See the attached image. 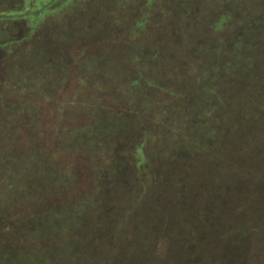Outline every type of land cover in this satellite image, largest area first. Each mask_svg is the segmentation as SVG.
Instances as JSON below:
<instances>
[{"label":"trees","instance_id":"trees-1","mask_svg":"<svg viewBox=\"0 0 264 264\" xmlns=\"http://www.w3.org/2000/svg\"><path fill=\"white\" fill-rule=\"evenodd\" d=\"M21 1L0 0V25L14 16L34 14L43 22L51 18L54 25L63 27L77 0H58V4L55 0ZM28 3L38 5L32 9ZM118 3L106 0L104 7L107 11ZM263 4V0H234L231 7L236 15L228 16L232 21L221 15L214 23H226L236 53H227L228 45L221 42L219 55L204 54L201 69L188 73L189 57L184 56L181 68L176 61L158 57L153 47L143 50V42H129L123 58L128 69L120 72L121 67L110 66L104 70L108 72L103 89L106 96L90 92L87 99L78 95L64 101L80 115L75 112L65 122L59 120L51 145L41 153L31 151L43 161L40 168L45 176L40 189L56 195L69 188L75 191L72 186L84 170L86 186L53 209L26 218L12 216V225L22 223L23 239L34 243L21 249L13 242L8 248L0 239V264H244V245L249 241L250 246L260 245L259 264H264V210L255 216L249 214L250 209L240 216L235 211L244 205L240 202L247 193L250 200L254 191L264 194V146H252L260 138L264 141V80L252 67L256 57L264 56ZM110 17L107 11L108 24ZM234 23L237 25L231 27ZM8 24L10 27V23L4 27ZM10 29L8 38L14 40ZM62 30L64 33L65 27ZM105 57L86 58L89 72L101 61L113 63ZM179 67L181 76L173 80ZM185 74H194L185 90L173 94L161 83L173 84ZM238 82L244 85L234 97L228 96ZM251 82L256 85L250 86ZM136 84L163 92L169 102L162 108L149 92L133 98L131 87ZM28 87L36 95L44 90L38 84L35 89L31 84ZM176 99L183 102L177 106ZM19 124H14V135L21 130ZM179 149L184 151V167L180 166L183 156L179 157ZM66 154L71 155L70 162L61 161ZM81 156L87 163L79 161ZM173 168L180 182L167 175ZM191 168L198 175L195 184L189 181ZM28 170L18 169L16 176H28ZM141 206H151L150 215ZM162 231L169 245L160 260L153 242Z\"/></svg>","mask_w":264,"mask_h":264},{"label":"rangeland","instance_id":"rangeland-1","mask_svg":"<svg viewBox=\"0 0 264 264\" xmlns=\"http://www.w3.org/2000/svg\"><path fill=\"white\" fill-rule=\"evenodd\" d=\"M24 1L22 0L21 4H24ZM56 1L58 4V0L54 2ZM77 1L73 4L74 8L70 6L73 14L63 25L66 29L64 33L63 27L54 25L51 18H45L47 20L43 22L42 17H35L34 14L14 16L9 22L0 25V31H3L0 32V125L6 126L3 129L0 128V239L8 245V248L13 246V242L19 244L21 249H27L33 245L32 240L23 239L20 232L22 223L12 225L14 216L26 218L34 213L39 214L43 210L53 209L59 205L60 201L67 202L70 197L76 196L75 192L84 190L88 177L85 170L80 172L79 181L72 186L75 191L69 188L67 193L56 195L51 190L40 189L45 176L40 168L43 161L40 162L38 160L40 155L35 154L36 157H34L31 151L40 150L39 153H41L48 144L51 145L57 135L59 120L63 119L65 122V119L74 116L75 112L80 115L72 108L73 106L65 104L64 101L67 99L70 101L78 95L82 100L87 99L90 92H96L99 96L104 93L103 96H106L107 91L103 89L107 84L108 72L105 73L104 70L109 69L106 67L110 66H113L112 69L121 67L119 71L125 70L123 58L129 42H143L145 44L143 50L153 47L158 57L160 56L164 61L168 58L173 62L176 61L181 68L184 66L181 65L184 63V56L189 57L187 68L190 71L188 73L201 69L202 63L206 60L203 57L204 54L219 55L221 42L228 45L227 53H236L232 46L234 43H231L233 37L225 29L226 23L214 24L221 19V15L227 18L232 17L231 14L236 15V10L231 7L234 0H188L189 2L187 0H150V4L147 0H118L117 5L107 10L111 15L109 22L112 25L105 21L106 0H81L75 4ZM37 5L28 3L32 9H35ZM195 5L197 10H192ZM6 12L14 15L9 9ZM54 13L52 12L48 17L53 16ZM228 19L231 22L233 18ZM197 20L200 23L193 25ZM41 21L43 24L41 23L37 28ZM7 23L11 24L10 27L9 24L4 27ZM230 25L234 27L237 23ZM9 28H11L9 34L15 38L14 40L8 38ZM92 55L99 57L106 55L105 58H112L113 63L109 65L100 60L101 64H96L97 67L93 69V73H90V66L86 64L85 59ZM212 59L217 61L218 56ZM140 64L139 66L144 67V63ZM252 67L260 75L259 78L264 80V71L260 70L264 67V56L256 57ZM180 69L176 72L178 74L173 75V80L176 76H181L182 69ZM46 74L52 76L47 77ZM193 75L185 74V77L173 84L165 80L161 83L167 91L179 92L186 89ZM30 84L32 88L38 84L44 90L36 95V91L29 90ZM242 85L244 84L235 83L233 88L228 90L227 95L234 97ZM254 85H256L255 82L250 83V86ZM148 92L162 108L169 102L161 91L144 89L142 84L131 87L133 98L145 97ZM174 101L177 106L183 102L181 99ZM157 111L159 112L158 109ZM18 122H20L21 130L18 135L17 133L14 135V131L17 130L14 124ZM10 127L11 131L8 130ZM9 136L11 138H8ZM252 146L260 148L264 146V141L260 138ZM178 151H180L179 157L181 154L183 156L180 166L184 167V151L183 149ZM71 159V155L66 154L62 156L61 161L70 162ZM83 159L81 156L79 161L87 163V160ZM18 169H29L28 176H16ZM188 172L191 176L190 184L197 183L196 170L191 168ZM175 173L174 168L167 173L172 181L179 180ZM250 173L252 174V171ZM50 179L52 178L49 176L48 180ZM238 180L236 179L237 182ZM197 187L198 185L196 189ZM176 190L178 192L179 186ZM249 195L247 193L246 198L240 202L244 203L242 207L238 210L234 208L238 216L246 214L249 209L252 212L249 214L253 216L258 211L264 210V194L254 191L252 200ZM183 202L187 205L186 199L183 198ZM141 207H144L150 215L151 206ZM167 216L171 221V211L167 213ZM168 240L163 231L157 233L155 237L153 243L154 246L156 245V254L160 256V260L167 253ZM46 244L49 246L51 243L46 242ZM187 245L189 243L184 248H187ZM259 246L258 244L250 246L249 241L244 248L242 243L244 255L247 256L244 264L247 262L259 264L263 255Z\"/></svg>","mask_w":264,"mask_h":264}]
</instances>
